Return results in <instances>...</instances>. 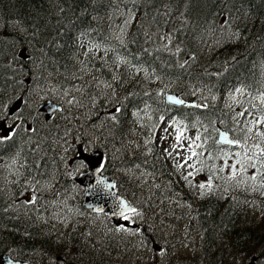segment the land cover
Wrapping results in <instances>:
<instances>
[{
    "label": "trees",
    "instance_id": "16d2710c",
    "mask_svg": "<svg viewBox=\"0 0 264 264\" xmlns=\"http://www.w3.org/2000/svg\"><path fill=\"white\" fill-rule=\"evenodd\" d=\"M237 88L243 92L235 96ZM167 89L201 107L166 104ZM260 96L264 0H0V114L20 124L15 139L0 142V252L32 264H60L58 256L64 264H111L122 252L119 264H141L145 249L131 240L146 238L164 249L163 263L178 264L170 250L186 213L177 220L163 214L161 222L173 224L168 238L147 235L157 230L149 226L156 215L148 212L178 198L186 199L184 207L193 202L204 231L193 263L241 264L253 253L264 259V194L228 185L225 167L213 179L214 191L201 196L199 184L210 173L186 180L192 169L177 167L182 161L158 136L174 120L194 124L187 131L209 138V145L216 123L240 136V121L260 113ZM47 98L61 105L48 121L37 111ZM256 130L264 126L254 128L249 145ZM78 145L104 152V173L136 209L149 200L139 235H120L104 214L81 206L73 176L85 164L69 163ZM223 148L230 156L240 151ZM254 174L259 184L256 168L244 175ZM97 217L104 225L93 223Z\"/></svg>",
    "mask_w": 264,
    "mask_h": 264
},
{
    "label": "snow or ice",
    "instance_id": "6c2138e0",
    "mask_svg": "<svg viewBox=\"0 0 264 264\" xmlns=\"http://www.w3.org/2000/svg\"><path fill=\"white\" fill-rule=\"evenodd\" d=\"M127 24V22H126ZM126 26V25H125ZM121 32L123 29L120 30ZM119 40L120 38L117 37ZM165 39H170V37H165ZM122 43L123 41L120 40ZM95 47H100L99 45H94ZM167 47V45H165ZM121 63H125V61L121 60ZM138 71H147L144 68L137 69ZM237 93H242L243 89L237 88L235 90ZM232 99L234 100L235 97L233 96ZM257 99L264 102V96L257 97ZM167 101L170 102L172 105H185V101L183 99L176 98L174 95H167ZM71 103V101H69ZM194 107H201L200 105H194ZM206 107V105H205ZM240 112L237 115L238 116H244L245 112ZM138 115V114H137ZM7 115L0 114V121L7 120ZM161 121H163L164 117H160ZM264 124V103H262L261 109H260V116L255 119L254 121H249L248 125L245 127H239L237 130L240 132V136H232L230 138L229 132L227 131H219L218 132V139H216L213 142V145L208 144V139L206 137H202L201 135L197 134L194 138H189L185 135L187 129L189 127H195L194 124L192 125H186L180 120H174L169 125L168 129H165L164 131L167 133L169 129L172 131V138L174 139V144L172 145L173 149L176 148H183L185 147L184 141H187V152L188 154L185 156H181V163L177 165L179 168H191L192 171H189L187 176L184 178L187 180L190 177H192L195 173H198L203 170H207L210 173L209 179L207 183H200L199 189L200 195H205V190L212 192L215 189V185L213 184V179L215 178V175L217 173H224L225 167L229 168V174L226 177H223L225 179L226 183L228 185H235L236 187H240L241 185H247L249 187H252L254 191H261L262 194H264V131H255V143L251 146L248 144V141L253 139L252 133L254 131V128L258 129V126ZM20 128V124L16 121H14L9 126V131L12 132V135H4L3 137H0V142H3L4 140H13L15 139V136L18 134ZM13 129H16V131H12ZM28 131H35V129H32L30 126L28 128ZM167 138V137H165ZM221 145L227 146L228 149L232 148H239L240 151L232 153V155H229V151H225L223 147H220ZM207 146L208 151L205 152L203 149ZM215 146V147H214ZM200 151H197V150ZM206 157V159H205ZM236 158L235 163L229 164V159ZM198 161V163L201 165V167H196L193 164H190L189 161L192 160ZM215 159L223 160L224 165L220 167H216L214 164H209L208 161H212ZM12 163L15 164L16 160L13 159ZM256 168L257 172L261 173L259 179L260 183L257 184L256 181L258 179L257 175H252L250 177H246L244 174L246 170L249 168ZM249 181H251V184H249ZM97 185H104L103 180H98ZM114 187V186H112ZM39 190V189H37ZM225 191L228 189L225 188ZM38 200V197L35 195L32 197V199L29 201L30 204L36 203ZM119 208V215L122 219H124L126 222L130 221L132 217L140 215L138 210L125 202L124 200H120L118 204ZM97 212L102 211V209H96ZM117 232H124L136 235L139 234L138 232H132L129 228L126 226H118L115 229ZM0 264H3V258L0 257ZM8 264H13V261H8Z\"/></svg>",
    "mask_w": 264,
    "mask_h": 264
},
{
    "label": "water",
    "instance_id": "95a60500",
    "mask_svg": "<svg viewBox=\"0 0 264 264\" xmlns=\"http://www.w3.org/2000/svg\"><path fill=\"white\" fill-rule=\"evenodd\" d=\"M167 95H174L176 98L182 99L174 92H167L165 93L164 98L168 104H170V102L167 101ZM184 101L185 106L196 105L193 101ZM57 109H59V106L50 100L45 101L38 106V110L45 113L46 119H48ZM219 131L225 130L218 126L216 139H218ZM77 158L84 159L87 164V170L74 178V181L84 189V200L82 202V206L91 209L94 212H97L96 209H102L100 212H105L114 222L122 219L119 215L118 204L120 200H124L125 202L127 201L123 196L116 192L114 187H112L114 186V183L109 176L102 175L100 173L103 153L100 150H95L91 153H81L78 151ZM98 180H103L104 185H97ZM0 257L3 258V264H8V261L10 260L13 261V264H30L26 261L14 259L8 254H0ZM254 259L255 257L252 258V260ZM249 264L253 263L251 262Z\"/></svg>",
    "mask_w": 264,
    "mask_h": 264
},
{
    "label": "rangeland",
    "instance_id": "374dc122",
    "mask_svg": "<svg viewBox=\"0 0 264 264\" xmlns=\"http://www.w3.org/2000/svg\"><path fill=\"white\" fill-rule=\"evenodd\" d=\"M233 95H238V93L237 92H235V93H233ZM255 108H256V105L254 106ZM260 116V113H258V115L256 114V113H249V115H248V118L247 119H242L241 121H240V124H239V126H238V128L239 127H245L246 126V122H245V120L247 121V123L249 122V121H254L255 119H257L258 117ZM11 125V123H6V122H4V121H1L0 122V136H4V135H7L8 133H9V126ZM262 126H264V124H261ZM169 128V126H167V127H164L163 129H162V131H161V134H160V138L161 139H163L164 140V145L165 146H171V144H169V143H173L174 142V139L172 138V131H171V129H169V131L166 133L164 130L165 129H168ZM237 128V129H238ZM236 129V131H238ZM192 132H188V131H186V133H185V135L187 136V137H189V138H194V136L191 134ZM193 133H195L194 131H193ZM165 137H167V138H165ZM252 144H254V143H252ZM251 144V145H252ZM185 147L184 148H186V145H187V141L185 142ZM250 145V146H251ZM170 148H173V147H170ZM187 149V148H186ZM175 150V149H174ZM205 151V150H204ZM206 152V151H205ZM188 154V152L187 151H184L183 153H182V156H185V155H187ZM181 158V157H180ZM179 158V159H180ZM222 160H219V159H215V160H213V162H221ZM201 167V166H200ZM203 171H205V170H203ZM203 171H200V172H203ZM175 199V198H174ZM177 199V198H176ZM149 220V219H148ZM93 223H97L96 224V226L97 225H104V221H103V219L101 218V217H97V218H93ZM184 226V225H183ZM183 226H180L179 227V229H178V231L179 232H183L184 230H185V228L183 227ZM167 229H168V227L165 225V226H163L162 228H159V229H157V233L159 234V235H163V233L164 232H166L167 231ZM196 234L195 233H193V232H185L184 233V235H181V236H177V237H179L180 239H184V237H186V238H188V237H192V238H195V239H198V236H195ZM196 244L195 243H193V241L191 240V239H187V241H183L180 245H178V247L177 248H175L174 249V251L175 252H177V253H179V254H187V253H189V252H191V250L193 249V251L195 252V251H197V248H196V246H195ZM152 251L151 250H149L148 249V252H147V256L148 257H151L152 256ZM250 257V256H249ZM249 257H247V258H245V259H243V262L241 263V264H247V262H249ZM256 264H264V261H260L259 263H257L256 262Z\"/></svg>",
    "mask_w": 264,
    "mask_h": 264
},
{
    "label": "bare ground",
    "instance_id": "6f19581e",
    "mask_svg": "<svg viewBox=\"0 0 264 264\" xmlns=\"http://www.w3.org/2000/svg\"><path fill=\"white\" fill-rule=\"evenodd\" d=\"M52 1V0H51ZM47 2V1H46ZM53 4V3H52ZM48 6V5H47ZM52 9V8H51ZM53 14V13H52Z\"/></svg>",
    "mask_w": 264,
    "mask_h": 264
},
{
    "label": "flooded vegetation",
    "instance_id": "af4514ba",
    "mask_svg": "<svg viewBox=\"0 0 264 264\" xmlns=\"http://www.w3.org/2000/svg\"><path fill=\"white\" fill-rule=\"evenodd\" d=\"M123 226H125V225H123ZM127 227V226H126Z\"/></svg>",
    "mask_w": 264,
    "mask_h": 264
}]
</instances>
